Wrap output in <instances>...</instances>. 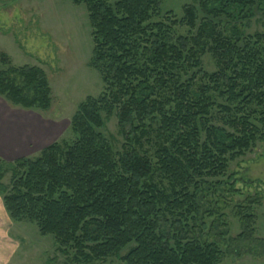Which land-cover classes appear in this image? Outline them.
<instances>
[{"label": "trees", "instance_id": "16d2710c", "mask_svg": "<svg viewBox=\"0 0 264 264\" xmlns=\"http://www.w3.org/2000/svg\"><path fill=\"white\" fill-rule=\"evenodd\" d=\"M66 1L87 10L89 67L105 90L79 105L72 145L57 142L11 163L0 159L6 213L53 236L77 264L115 257L122 264H220L229 233L216 234L222 241L213 236L216 223L206 222L201 202L221 187L211 180L224 178L230 161L264 141V35L245 36L240 28L249 27L264 0H199L184 7L181 21L160 22L153 19L161 0ZM178 27L189 35H178ZM205 54L215 60V73L203 70ZM1 63L7 67L0 70L1 99L26 111L51 109L41 68L11 66L5 55ZM198 77L204 84L194 89ZM114 115L124 140L119 154L99 132ZM156 119L153 162L143 145L147 122ZM236 215L245 226L236 239L245 240L254 233L251 206Z\"/></svg>", "mask_w": 264, "mask_h": 264}, {"label": "rangeland", "instance_id": "374dc122", "mask_svg": "<svg viewBox=\"0 0 264 264\" xmlns=\"http://www.w3.org/2000/svg\"><path fill=\"white\" fill-rule=\"evenodd\" d=\"M117 1L112 0L111 3ZM198 1L161 0L160 14L153 22L164 21L168 17L181 21L184 7L195 5ZM263 13L264 9L257 10L255 16L250 18L249 27L247 22L240 25L245 36L264 35ZM91 32L86 8L75 6L70 1L0 0V70L7 68L1 63L2 55L8 58L11 66L41 68L48 76L52 106L48 112L26 111L1 100L14 116L22 119L43 117L54 122L52 126L58 136L49 145L57 142L72 145L76 137L72 133L71 121L79 105L89 97H99L105 90L100 74L89 67L93 51ZM189 32L186 27L177 28L180 36H187ZM192 34L195 35L196 31ZM201 62L208 74L218 70L210 54H205ZM203 84L204 81L198 77L193 88L197 89ZM147 126L150 127V136L144 140L143 153L156 162L158 147L155 131L159 128V120L148 121ZM99 132L116 154L122 152L124 140L118 133L115 115ZM41 152L37 149L27 158H35ZM10 178L8 173L2 182L7 187ZM211 181H219L221 187L213 188L201 203L202 211L208 212L205 214L206 222L209 225L214 221L216 223L213 236L224 231L229 233L225 237L226 244H221L224 258L220 264H264V141L257 142L241 158L230 161L224 178ZM155 182H161V178L156 176ZM163 185L166 187L168 184L164 181ZM248 206H251L254 216V233L245 240H237L245 226L236 213L239 207ZM211 212L216 215L210 217ZM2 215V237L6 251L3 264L14 255L8 264H77L73 260V251H69L68 256L63 255L54 237L41 236L35 224L13 222L10 235L16 243L6 239L10 223L5 209H2ZM216 237L222 241L219 236ZM131 247L122 251L120 256L127 254ZM95 264L122 263L115 257Z\"/></svg>", "mask_w": 264, "mask_h": 264}, {"label": "crops", "instance_id": "0c3cea01", "mask_svg": "<svg viewBox=\"0 0 264 264\" xmlns=\"http://www.w3.org/2000/svg\"><path fill=\"white\" fill-rule=\"evenodd\" d=\"M52 123L54 122H50L43 117L22 119L20 116L18 117V115L14 116L11 114L9 108L4 107L0 98V159L7 162H15L19 159L29 157L31 152L37 149L43 151L51 146L49 144L56 140L58 136L54 131ZM2 209L4 210V206L2 198L0 197V264L4 263V253H6L3 246L4 238L2 237V222L4 219ZM5 214L10 223L6 239L16 243L10 235L14 223L6 211ZM14 256H10L5 264L10 263Z\"/></svg>", "mask_w": 264, "mask_h": 264}]
</instances>
